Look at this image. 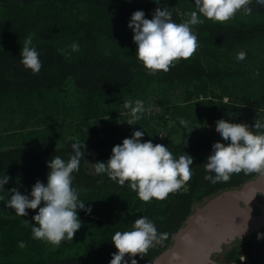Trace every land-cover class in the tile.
Instances as JSON below:
<instances>
[{"label":"trees","instance_id":"obj_1","mask_svg":"<svg viewBox=\"0 0 264 264\" xmlns=\"http://www.w3.org/2000/svg\"><path fill=\"white\" fill-rule=\"evenodd\" d=\"M156 7L169 8L172 19L182 22L195 5L194 0H0V120L7 124L0 132V175L10 177L0 195L10 197L13 187L30 192L37 179L46 183V161L56 155L67 160L69 138L75 137L84 143L85 157L73 173V185L92 205L88 214L78 209L82 224L73 240L55 246L32 237L38 209L18 216L0 203V264H109L118 251L112 235L131 228L141 215L169 233L163 244L136 255L138 264H150L172 245L197 206L258 175L241 171L213 184L205 178L204 163L214 142L222 140L218 118L249 126L255 119L264 121V6L252 0L251 14L241 9L228 20L204 18L193 26L199 40L195 53L152 75L135 55L128 20L137 9L151 18ZM29 34L42 60L37 74L19 62ZM73 41L78 51L67 47ZM61 48L71 55L61 54ZM241 50L246 57L237 60ZM137 98L147 111L129 125L124 101ZM135 129L145 132L142 140L168 144L177 157L184 151L196 157L187 191L145 202L127 183L94 173V163L107 160L113 145ZM258 233L264 228L225 245L223 262H239L246 249L242 264H264V236Z\"/></svg>","mask_w":264,"mask_h":264},{"label":"clouds","instance_id":"obj_2","mask_svg":"<svg viewBox=\"0 0 264 264\" xmlns=\"http://www.w3.org/2000/svg\"><path fill=\"white\" fill-rule=\"evenodd\" d=\"M154 2L159 4L160 0ZM251 3L252 0H194V9L186 14L187 19L182 22L173 20V12L167 7H156L151 18H147L142 9H137L128 20V27L133 32L132 39L137 45L135 55L149 74L155 75L158 70L167 72L180 59L190 58L199 47L198 35L193 26L203 24L204 18L214 21L231 19L241 9L251 14ZM256 3L264 6V0H256ZM33 35L25 37L19 62L37 74L42 67V60L40 51L33 43ZM67 47L71 51H78L79 43L73 41ZM58 51L65 56L71 55L66 48ZM245 57L244 50L236 55L237 60ZM124 107L130 113L125 120L129 125L137 124L147 111L144 101L138 98L126 99ZM177 119L181 125L188 126L185 118ZM216 127L222 140L214 142L213 151L204 163L208 170L205 178L215 184L228 181L233 173L241 171L264 175V121L255 119L254 124L249 126L246 122L220 117ZM144 135V131L135 129L131 136L123 138L122 143L113 145L107 160L94 163V173L106 174L120 185L127 183L145 202L153 198L164 200L169 193L181 189L187 191V181L191 180L195 172L193 162L196 157L185 151L177 157L168 144L154 143L151 139L142 140ZM69 140L73 143L67 160L56 155L46 161V183L37 179L30 192L23 193L16 187L10 188L8 192L11 195L6 200L0 195V200H4L6 206L18 216H27L28 209H38L32 215V237L55 246H59L63 240H73L82 224L78 209L86 214L92 209L91 204L86 205L87 200L80 198L82 189L73 185V173L79 171L81 158L85 157V145L75 137ZM9 178L6 173L0 175V190L5 188ZM19 179L17 177L18 182ZM168 235L167 231H158L154 220L141 215L133 221L131 228L118 230L112 235L111 240L118 251L111 253L109 264H138L137 254L145 256L150 248L163 244ZM257 235L260 238L264 233ZM19 245L23 248L26 242L21 240ZM209 264L214 262L210 260Z\"/></svg>","mask_w":264,"mask_h":264},{"label":"water","instance_id":"obj_3","mask_svg":"<svg viewBox=\"0 0 264 264\" xmlns=\"http://www.w3.org/2000/svg\"><path fill=\"white\" fill-rule=\"evenodd\" d=\"M262 228L264 175L258 174L197 206L177 231L172 245L150 264H209L210 260L218 264L214 255L225 245L246 239Z\"/></svg>","mask_w":264,"mask_h":264},{"label":"rangeland","instance_id":"obj_4","mask_svg":"<svg viewBox=\"0 0 264 264\" xmlns=\"http://www.w3.org/2000/svg\"><path fill=\"white\" fill-rule=\"evenodd\" d=\"M7 124H6V122L4 121V120H0V132H2V131H5L4 130V128H5V126H6ZM4 199L6 200V199H8L7 197H4ZM0 203L4 206V207H7L6 206V203H5V201L4 200H0ZM247 253V250L246 249H242L241 250V254H246ZM214 259L215 260H217L218 262H220V264H226L225 262H223L224 261V255L222 254V253H216L215 255H214Z\"/></svg>","mask_w":264,"mask_h":264},{"label":"built area","instance_id":"obj_5","mask_svg":"<svg viewBox=\"0 0 264 264\" xmlns=\"http://www.w3.org/2000/svg\"><path fill=\"white\" fill-rule=\"evenodd\" d=\"M225 99L227 100L228 98L226 97ZM180 191H184V190H183V189H181ZM244 259H245V255H244V254H242V255H241V259H240V261H239V262L230 261V262H227L226 264H242V263H243V261H244Z\"/></svg>","mask_w":264,"mask_h":264},{"label":"flooded vegetation","instance_id":"obj_6","mask_svg":"<svg viewBox=\"0 0 264 264\" xmlns=\"http://www.w3.org/2000/svg\"><path fill=\"white\" fill-rule=\"evenodd\" d=\"M217 261V260H216ZM218 262V261H217ZM218 264H220V262H218Z\"/></svg>","mask_w":264,"mask_h":264}]
</instances>
